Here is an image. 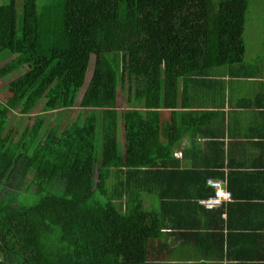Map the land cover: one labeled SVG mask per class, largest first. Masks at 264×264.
<instances>
[{"label": "trees", "instance_id": "trees-1", "mask_svg": "<svg viewBox=\"0 0 264 264\" xmlns=\"http://www.w3.org/2000/svg\"><path fill=\"white\" fill-rule=\"evenodd\" d=\"M247 7V0L0 1V79L12 76L0 100V264H164L173 248L154 242L166 217L143 195L152 175L169 172V145L155 142L153 152L169 126L160 109L165 99L176 106L181 80L243 59ZM118 86L128 103L122 113ZM42 98L32 124L18 131L15 111L30 115ZM77 101L84 121L44 127L49 114ZM210 174H197V197L213 195Z\"/></svg>", "mask_w": 264, "mask_h": 264}, {"label": "crops", "instance_id": "crops-1", "mask_svg": "<svg viewBox=\"0 0 264 264\" xmlns=\"http://www.w3.org/2000/svg\"><path fill=\"white\" fill-rule=\"evenodd\" d=\"M246 50L245 44L239 62L181 80L176 106L165 99L160 109L169 126L153 139V152L158 142L169 145V172L152 175L143 195L145 205L166 217L154 242L173 248L164 264L205 254L208 264H264V53L251 57ZM198 173H214L205 183L214 192L211 182L219 183L228 197L205 207L201 200L214 192L197 197Z\"/></svg>", "mask_w": 264, "mask_h": 264}, {"label": "rangeland", "instance_id": "rangeland-1", "mask_svg": "<svg viewBox=\"0 0 264 264\" xmlns=\"http://www.w3.org/2000/svg\"><path fill=\"white\" fill-rule=\"evenodd\" d=\"M216 1L217 0H213L214 3ZM247 1H248V7L246 10V22H245L243 37L247 48L246 50L247 56L254 57L258 53L261 54L264 53V0H247ZM89 67L90 68L86 72L83 88H85V85L88 82L91 75L92 65H89ZM11 78L12 76L6 79H0V100L2 101L6 99V94H7V91L4 89L5 85L8 82V80H10ZM42 105H43V98L33 108L30 115L27 114L18 115L17 113L18 111L17 110L15 111L17 115L16 126L18 131H22L23 129L29 127L32 124L35 115L40 112ZM116 105H117V109L119 110V113H122L123 109L126 108L128 105L126 98H123L121 96L120 86H118L116 89ZM83 111L85 113L86 110H83V108L80 105H78V101H77L76 105L68 109V111L66 112L62 113L60 111H57L54 115L49 114L44 127L50 125H56L57 127L61 128L65 123H67L70 120L84 121L85 116L83 115L84 114ZM119 123L117 128V138L119 141H121V136H122L121 119L119 120ZM19 133L20 132H17V135H19ZM99 138L100 136L97 137L96 140V149H98L100 146ZM33 198H34L33 196H30L28 201L33 202Z\"/></svg>", "mask_w": 264, "mask_h": 264}, {"label": "built area", "instance_id": "built-area-1", "mask_svg": "<svg viewBox=\"0 0 264 264\" xmlns=\"http://www.w3.org/2000/svg\"><path fill=\"white\" fill-rule=\"evenodd\" d=\"M211 184L216 188L214 192V196L209 197L208 199L201 200L202 204L207 207V208H212L214 207L220 200L223 198H227L228 194L225 193L224 191L219 190V183L217 182H211Z\"/></svg>", "mask_w": 264, "mask_h": 264}]
</instances>
